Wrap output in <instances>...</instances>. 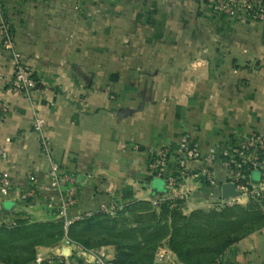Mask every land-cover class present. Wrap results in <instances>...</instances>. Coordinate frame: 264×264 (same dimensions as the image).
<instances>
[{
  "label": "crops",
  "instance_id": "0c3cea01",
  "mask_svg": "<svg viewBox=\"0 0 264 264\" xmlns=\"http://www.w3.org/2000/svg\"><path fill=\"white\" fill-rule=\"evenodd\" d=\"M4 11L37 81L30 95L10 87L11 53L0 30V104L7 107L0 171L11 180L0 204L7 220L22 209L59 220L47 206L55 192L44 189L49 161L32 129L35 117L45 120L53 160L76 177L71 217L123 193L161 196L166 177L178 179L188 199L199 193L206 183L183 177L177 164L182 135L203 152L215 142L264 135V20L219 14L208 0H6ZM160 148L168 150L166 165L162 176L151 175V152ZM203 165L190 162L187 174ZM213 171L218 187L227 171L216 164ZM31 172L42 189L22 201ZM99 250L114 259L111 246ZM92 252L61 240L38 254L54 264H94ZM171 264L184 263L173 256ZM221 264H264V230L232 245Z\"/></svg>",
  "mask_w": 264,
  "mask_h": 264
},
{
  "label": "rangeland",
  "instance_id": "374dc122",
  "mask_svg": "<svg viewBox=\"0 0 264 264\" xmlns=\"http://www.w3.org/2000/svg\"><path fill=\"white\" fill-rule=\"evenodd\" d=\"M236 132L233 130L232 133ZM163 149L167 148L151 152V164L157 158L156 153ZM156 184L162 188L161 180H157ZM218 198L219 186L206 183L190 199H179L175 206L177 209L163 211L147 204L146 199L123 193L116 199L122 208L129 202L134 205L143 203L133 205L132 209L121 208V213L118 210L114 215L106 214L110 217L81 224L79 229L84 235H90L93 241L100 242L97 249L111 246L114 258L119 253L127 254L135 264H154V256L159 249L171 252L178 261L181 260L177 253L182 257L187 255L183 259L190 264H216L217 261L221 264L223 254L232 245L264 230V198L236 201L223 206L215 204ZM56 222L53 214L41 209H22L8 220L2 218L0 264H34V258L42 248H51L61 242ZM131 234L136 240H130ZM151 237L155 241H145ZM73 243L79 245L75 241Z\"/></svg>",
  "mask_w": 264,
  "mask_h": 264
},
{
  "label": "built area",
  "instance_id": "2783aa9c",
  "mask_svg": "<svg viewBox=\"0 0 264 264\" xmlns=\"http://www.w3.org/2000/svg\"><path fill=\"white\" fill-rule=\"evenodd\" d=\"M25 1V0H22ZM6 0H0V30L1 45L3 49L11 53V64L13 73L9 79L11 88L24 92L26 95L35 89L37 81L33 71L23 62L21 54L16 50L15 35L12 26L5 14L4 6ZM212 9L226 15H244L253 20H264V0H210ZM3 75L0 71V80ZM7 107L0 104V114L5 113ZM45 120L42 117H35L32 122V129L39 134L41 154L49 161L48 183L44 186L46 191L55 192V195L47 200V206L54 210L56 216L63 223L66 232L67 228L74 221L89 217L94 213L114 215L122 208V204L116 199L100 204L95 210L81 213L75 217L69 216L68 212L78 199V184L76 177L71 172L61 170L58 163L52 158L51 145L46 138L43 127ZM176 160L180 173L183 177H193L208 184H215L213 165H220L227 174L222 183L230 182L234 185L235 196L227 199L222 198L219 185V198L215 202L218 206L232 202H240L249 199L264 198V135L252 134L240 142L219 141L213 143L207 151L200 150L198 145L192 142L187 135H182L181 140L175 148ZM168 150L163 149L156 153L157 158L151 164V173L162 176ZM190 162H200L204 165L195 172L187 174V167ZM258 172V179L253 173ZM181 183L174 177L165 178L166 192L161 196H155L151 200L153 205H159L164 201L170 202L175 207L179 199L188 197V190H181ZM11 189V180L7 172L0 171V196L5 197ZM42 189L40 178L34 174L27 175V185L20 192L19 199L30 201L34 199ZM4 218L0 204V220ZM66 246H74V243L65 235L62 239ZM82 250L83 247L76 245ZM96 250V251H95ZM93 255L94 264H113L99 249L90 250ZM35 263L43 261L52 262L51 257L44 258L39 254L34 258ZM173 255L166 249H159L154 256V264H171ZM220 262V261H219ZM217 261L216 264L219 263ZM65 264H71L66 262Z\"/></svg>",
  "mask_w": 264,
  "mask_h": 264
},
{
  "label": "trees",
  "instance_id": "16d2710c",
  "mask_svg": "<svg viewBox=\"0 0 264 264\" xmlns=\"http://www.w3.org/2000/svg\"><path fill=\"white\" fill-rule=\"evenodd\" d=\"M145 202V201H144ZM140 204L143 203V202H139ZM137 203V204H139ZM147 204L149 205H152L154 207H158L160 209H162L163 211H168V210H175L177 209L176 207H171L170 206V202L168 201H164L162 203H160L158 206L157 205H153L151 200H148L146 201ZM135 203H126L122 210L123 209H132L133 205L136 206L137 205ZM122 210H119V212ZM118 212V213H119ZM120 212V213H121ZM117 213V214H118ZM107 217H110L109 215H106V214H103V213H96V214H93L89 217H85V218H82V219H79V220H76L74 221L72 224L69 225V227L67 228L66 232L63 228V223L60 221V220H57V228H58V237L60 240H62L64 238V236L66 235L72 242L75 241L79 244V246L83 247L84 249H88V250H91V249H97L98 248V245H100V242H98L97 240L96 241H93V239L91 238L90 235L88 234H83V231H81L79 229L80 225L81 224H87L88 222H91L93 220H96V219H99V218H107ZM78 229V230H77ZM81 232V233H80ZM129 237L130 240L133 239V240H136V237L131 234ZM145 241H148V243L150 242H153L155 241L154 237H151L149 240H146ZM178 255V258L181 260L180 262L184 263V264H190L188 263L187 261H185L183 258H185L187 255H183V257L181 256V254L179 255V253H177ZM132 257L127 255V254H121L119 253L114 259H112V262L113 264H135L134 261H132L131 259Z\"/></svg>",
  "mask_w": 264,
  "mask_h": 264
},
{
  "label": "water",
  "instance_id": "95a60500",
  "mask_svg": "<svg viewBox=\"0 0 264 264\" xmlns=\"http://www.w3.org/2000/svg\"><path fill=\"white\" fill-rule=\"evenodd\" d=\"M253 177L258 179L259 173L254 172ZM220 193H221L222 198H225V199H227L230 196L236 195V192L234 191V185L230 182H225L221 184Z\"/></svg>",
  "mask_w": 264,
  "mask_h": 264
}]
</instances>
